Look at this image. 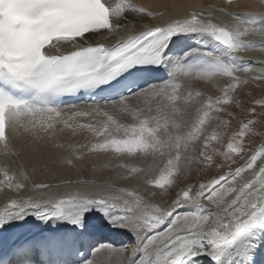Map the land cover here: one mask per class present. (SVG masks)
<instances>
[{
	"label": "snow or ice",
	"instance_id": "6c2138e0",
	"mask_svg": "<svg viewBox=\"0 0 264 264\" xmlns=\"http://www.w3.org/2000/svg\"><path fill=\"white\" fill-rule=\"evenodd\" d=\"M233 5H194L153 23L165 13L136 0H0V155L6 161L0 192L11 193L0 208V264H260L264 143L248 153L245 141L258 125L264 138V98L236 118L235 130L224 114L233 117L231 107L242 108L238 90L250 78L264 82V69L238 55L264 50L249 39L264 38V12H238ZM191 34L209 37L225 54L202 46L196 51L214 57L210 67L187 66L186 57L170 67L166 52L179 42L173 37ZM169 67L167 80L144 82L145 73ZM220 80L215 97L192 90L194 82ZM96 89L108 98L62 99ZM66 131L88 132L90 141L79 148L58 142ZM45 143L67 150L60 163L68 167L88 154L115 159L116 180L135 186L35 182L22 157ZM238 157L245 163L232 170ZM194 165L229 170L181 186ZM72 184L88 187L51 191ZM99 229L123 230L134 240L98 239Z\"/></svg>",
	"mask_w": 264,
	"mask_h": 264
},
{
	"label": "bare ground",
	"instance_id": "6f19581e",
	"mask_svg": "<svg viewBox=\"0 0 264 264\" xmlns=\"http://www.w3.org/2000/svg\"><path fill=\"white\" fill-rule=\"evenodd\" d=\"M136 2L145 6L150 11L165 13L164 16L152 21L153 23H160L163 20H168L170 17H180L186 8H190L191 6L199 5L207 7L210 4L221 6L225 3V0H136ZM233 7L234 10L238 12H264V0H234ZM217 16L223 21L230 22V17L221 15L220 13H217ZM143 23L147 24L148 20H144ZM249 39L255 43H264V38L259 35H252ZM173 40L179 42L170 44L169 49L166 52L169 57L168 63L170 67L174 66L178 60L185 57V64L187 66L199 69L210 67L214 63V57L206 56L202 52L196 51L202 46L205 47L208 52H213L217 55L225 54V50L218 43L212 41L209 37H200L198 34H191L190 38L173 37ZM201 41L204 42L203 45ZM189 53L191 54L189 55ZM238 55L244 60L249 61L256 71L264 69V50L256 48L240 52ZM170 67L160 68V72L157 75H165L161 80H167V78H169ZM239 74L241 76L249 75L245 73ZM223 82L224 80H220L216 84L209 82H194L192 90L194 92L201 91L206 95L215 97L220 94L219 88L222 86L221 84ZM250 87H256L260 93H264V82L252 80L250 78L249 85L241 90H238V94L242 96L243 93L249 90ZM233 107L234 106L231 108ZM78 122L86 123L87 121L84 118H78ZM90 138L91 134L88 132H79L77 135L73 136L71 133L66 131L59 136L58 142L64 143L65 145L72 143L74 146L79 148L80 145L89 143ZM262 143H264V139L257 145V147H255L253 151L257 150ZM67 154L68 152L66 149L53 148L50 143H45V145L38 151L30 148L26 156L22 157V160L25 165V170L35 182L60 183L62 179H69L72 181H76L78 179H95L97 181L113 180L119 186L126 188H132L135 186L136 182L134 180H116L118 170L114 167L116 164L115 159H112L104 154H88L84 159L77 162L76 167H68L60 163L61 157ZM4 163H6V161L4 157L0 155V165H3ZM8 163L9 166L15 170V165L10 162ZM243 163H245V160L237 166H241ZM257 164H260L259 160L257 161ZM53 175L56 177L55 180L52 179ZM242 176L244 179H248L250 178V173L245 172ZM239 179L240 178H238V180ZM85 187H88V185H62L61 187L51 189V191L63 194L72 192L77 188ZM9 195H11V193L5 194L4 192H0V208H2L7 202ZM25 195H36V193L26 192ZM230 198L231 197H229V199ZM155 199L157 202H162L160 197ZM205 203H207V201H205ZM53 227H60V225L54 224ZM64 227L71 228L72 225H64ZM97 238L110 239L118 243H125L129 245H131L134 240L131 233L115 229L111 231L99 229L97 230ZM128 251L129 253L131 252V246H129ZM257 259L260 261V264H264V249H262L258 254Z\"/></svg>",
	"mask_w": 264,
	"mask_h": 264
},
{
	"label": "rangeland",
	"instance_id": "374dc122",
	"mask_svg": "<svg viewBox=\"0 0 264 264\" xmlns=\"http://www.w3.org/2000/svg\"><path fill=\"white\" fill-rule=\"evenodd\" d=\"M168 79V78H167ZM224 82L221 84L223 85ZM221 87V86H220ZM239 96V99L242 104V108H236L233 107L230 110L233 112V117H229L226 114H224L225 119H232V125L231 128L235 130L238 126V120L236 118H243L246 114V109L250 107L255 99L264 98V93H260L256 87H250L249 90L245 91L242 96ZM260 127L257 126V134L253 135L250 139H246V151L248 153H251L255 147L264 139L260 136ZM245 158H236V163L231 165V169L234 170V168L243 162ZM217 161L220 162V158L217 157ZM229 168L226 166L224 168H219L216 166H213L211 169L203 168V166H193L192 172L189 175V177L186 180H183L181 183V186L187 183H199V182H206L209 179L217 178L219 175L225 174Z\"/></svg>",
	"mask_w": 264,
	"mask_h": 264
}]
</instances>
